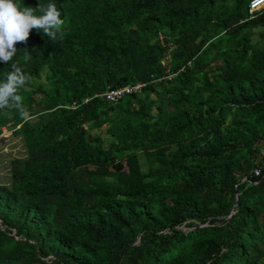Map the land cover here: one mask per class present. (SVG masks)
I'll return each instance as SVG.
<instances>
[{"label":"trees","instance_id":"obj_1","mask_svg":"<svg viewBox=\"0 0 264 264\" xmlns=\"http://www.w3.org/2000/svg\"><path fill=\"white\" fill-rule=\"evenodd\" d=\"M247 1L14 0L64 24L0 62V83L30 77L0 109L24 154L0 183V264H264V14Z\"/></svg>","mask_w":264,"mask_h":264},{"label":"clouds","instance_id":"obj_2","mask_svg":"<svg viewBox=\"0 0 264 264\" xmlns=\"http://www.w3.org/2000/svg\"><path fill=\"white\" fill-rule=\"evenodd\" d=\"M252 2L253 0L247 1V12L251 14L253 11L263 10L262 12L264 14V0H259L254 5H251ZM39 11L42 15H35L32 7L21 8L14 2V0H0V62L8 63L12 60L17 52L15 45L18 42L27 43L30 30L32 29H35L37 32L42 31L44 35L48 36L52 40H56L58 34L62 38V26L64 21L61 19V12L57 9L56 5L49 3L46 7H40ZM170 77L171 75L166 76L167 79ZM29 79L30 77L27 76L19 67L15 64L12 65V70L6 74L5 81L0 83V109H19L21 107L22 97L18 94V92L26 85ZM144 85V82L136 81L116 88L104 89L94 96L101 97L107 102H116L124 95L139 93ZM230 90L233 91L235 95L237 94L234 89L231 88ZM89 100V97H85L82 102L87 103ZM234 104V102L230 101H225L223 103L218 102L215 104L214 108L210 110V114L216 118L226 121L231 116V113L234 112ZM226 107H229V113L224 114L226 112ZM206 114L207 113L204 115ZM16 127H18V125ZM9 130L11 133L12 129L10 128ZM260 154H264L263 148L260 150ZM22 156H24V154ZM7 174L8 170L5 172V176L0 175V183L3 185L8 183V180L6 179ZM253 174L255 176L259 175L258 170H254ZM241 180H244V178H241ZM255 182L256 181H252V183ZM234 188H236V186H234ZM234 197L236 200L237 192H235ZM234 205L235 201L233 203V207ZM202 225H205V223ZM2 226L0 227L2 228ZM182 229L188 230L189 228L182 227ZM10 231V234L13 235L14 230L12 229ZM14 237L17 236L15 235ZM136 240H138V237H136Z\"/></svg>","mask_w":264,"mask_h":264},{"label":"rangeland","instance_id":"obj_3","mask_svg":"<svg viewBox=\"0 0 264 264\" xmlns=\"http://www.w3.org/2000/svg\"><path fill=\"white\" fill-rule=\"evenodd\" d=\"M23 155V147L16 137L6 127H1L0 133V175H4L7 171V161L9 158L21 157ZM5 176V175H4Z\"/></svg>","mask_w":264,"mask_h":264},{"label":"built area","instance_id":"obj_4","mask_svg":"<svg viewBox=\"0 0 264 264\" xmlns=\"http://www.w3.org/2000/svg\"><path fill=\"white\" fill-rule=\"evenodd\" d=\"M259 0H253V2H252V4L251 5H254V4H256L257 2H258ZM256 6V5H255ZM254 6V7H255Z\"/></svg>","mask_w":264,"mask_h":264}]
</instances>
